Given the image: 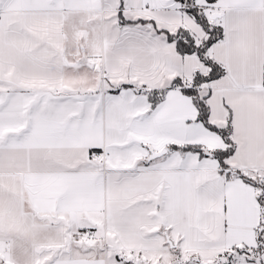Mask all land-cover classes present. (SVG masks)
<instances>
[{
	"label": "snow or ice",
	"instance_id": "obj_1",
	"mask_svg": "<svg viewBox=\"0 0 264 264\" xmlns=\"http://www.w3.org/2000/svg\"><path fill=\"white\" fill-rule=\"evenodd\" d=\"M0 264H264V0H0Z\"/></svg>",
	"mask_w": 264,
	"mask_h": 264
}]
</instances>
